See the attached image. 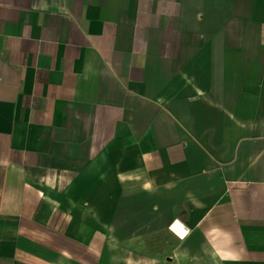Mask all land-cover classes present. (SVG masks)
Wrapping results in <instances>:
<instances>
[{
	"label": "crops",
	"instance_id": "crops-1",
	"mask_svg": "<svg viewBox=\"0 0 264 264\" xmlns=\"http://www.w3.org/2000/svg\"><path fill=\"white\" fill-rule=\"evenodd\" d=\"M263 31L264 0H0V264H264Z\"/></svg>",
	"mask_w": 264,
	"mask_h": 264
},
{
	"label": "bare ground",
	"instance_id": "bare-ground-1",
	"mask_svg": "<svg viewBox=\"0 0 264 264\" xmlns=\"http://www.w3.org/2000/svg\"><path fill=\"white\" fill-rule=\"evenodd\" d=\"M177 226H178L179 230H183L179 223L177 224Z\"/></svg>",
	"mask_w": 264,
	"mask_h": 264
},
{
	"label": "built area",
	"instance_id": "built-area-1",
	"mask_svg": "<svg viewBox=\"0 0 264 264\" xmlns=\"http://www.w3.org/2000/svg\"><path fill=\"white\" fill-rule=\"evenodd\" d=\"M262 37L264 38V31H263V33H262Z\"/></svg>",
	"mask_w": 264,
	"mask_h": 264
}]
</instances>
